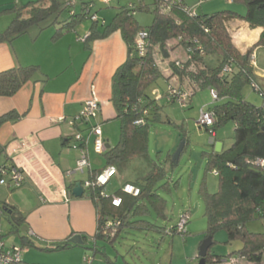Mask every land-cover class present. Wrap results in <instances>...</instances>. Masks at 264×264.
I'll return each mask as SVG.
<instances>
[{
    "label": "trees",
    "instance_id": "trees-1",
    "mask_svg": "<svg viewBox=\"0 0 264 264\" xmlns=\"http://www.w3.org/2000/svg\"><path fill=\"white\" fill-rule=\"evenodd\" d=\"M180 3L169 5L164 0H155L152 11L144 0L120 6L119 12L111 22L104 23L102 29L94 23L89 37L85 39L89 43L90 39L106 38L112 33L120 32L128 47L126 61L112 76L111 102L116 110V120L120 123V138L115 147L106 149L102 155L106 160L105 167L94 170L93 174L102 172L108 166H114L119 174L134 159L150 160L151 115L159 119L161 112L158 100L148 94V89L162 76L154 51L158 49L168 52V43L176 41V47H182L188 57L187 60L181 61L180 67L175 65L176 62L171 63L174 73L170 79L177 76L182 85L186 83L192 89L191 95L198 89H213L217 92L218 100L208 106L213 113L214 123L211 127H205L212 135L230 123L235 125L231 146L221 152L207 153L209 161L206 172H214L217 175L218 189L210 192L204 183L202 185L201 193L206 202L205 237H211L213 240L214 235L223 230L227 234V243H242L240 250L230 253L225 259H234L238 264L242 260L252 264L260 263L264 255V233L250 232L247 225L256 219L264 220V165L258 164L259 160H264V107L247 101L242 90L249 84L264 97V89L260 84L262 82L252 61L255 52H264V0H232L233 4L244 6V13L226 9L209 14L196 12L194 16L188 15L180 8L181 5L188 7L184 0ZM67 6L66 0H37L29 2L26 6L16 5L3 9L0 15H12V21L0 34V44L13 43L34 26H38L42 31L44 27L41 25L52 18V24L57 23L60 12L68 8ZM138 11L152 12L153 22L150 26L144 28L139 25L135 17ZM84 17H87L85 12H75L62 23L58 22L59 27L54 39L62 36L65 31L74 30ZM231 20L243 21L252 29H263L259 40L246 54L240 51L230 35L228 22ZM141 31L148 33L149 43L148 52L143 56L138 54L136 46V39ZM213 55H217L219 61L216 66L211 67L206 59ZM226 66H229V71L223 72ZM37 73H40L37 66H20L0 72V97L14 96L32 81ZM181 91L187 92L185 88ZM145 111L147 115H144ZM143 117L145 123L137 125L136 121ZM19 119L20 115L15 111L6 113L0 116V126ZM76 144L78 148L84 147L78 142ZM187 144V141L184 142V150ZM2 152L0 151V154ZM1 169H16L22 173L11 161L0 164V171ZM164 179L165 182L158 186ZM127 183L139 187L140 194H125L122 189ZM169 183L165 166L153 161L152 168L146 174L134 182L125 181L114 195L104 194L108 184L95 189H84V197L94 203L97 211L94 244L84 249H90L94 254L86 256L93 261L97 254H101L108 264H118L108 259L106 248H114L119 239L126 238L124 235L136 231H153L158 232L162 240L165 235L187 234V230H179V225L169 228L166 224L164 227L158 226V221L167 218L166 199L160 194V188ZM8 185L13 189L20 188L13 187L11 183ZM74 187L75 184L68 185L70 194ZM114 196L122 197V203L118 207L112 204ZM151 210L157 216L155 221L150 220L155 219ZM0 212L2 216L8 215L6 217L12 226V233L19 234L25 226V219L18 216L17 209L4 202L0 203ZM188 222L189 220L186 224ZM2 238L0 235V240ZM85 238L82 237L83 240ZM21 243L22 251L26 247L59 251L83 246L73 244L69 240L39 244L27 236V233L21 236ZM221 261V257L211 255L210 249L208 250L206 264ZM11 264L40 263H28L21 257L19 262Z\"/></svg>",
    "mask_w": 264,
    "mask_h": 264
},
{
    "label": "rangeland",
    "instance_id": "rangeland-1",
    "mask_svg": "<svg viewBox=\"0 0 264 264\" xmlns=\"http://www.w3.org/2000/svg\"><path fill=\"white\" fill-rule=\"evenodd\" d=\"M31 1L37 0H0V8L4 6H26ZM39 1V0H38ZM73 3L68 8H64L60 12L58 22H63L69 18L70 15L77 12H85L87 17L77 24L76 28L71 32L52 41L57 28L58 22L52 24L53 18L43 23V30L41 31L38 26L29 29L21 38L16 39V45L24 41L22 49L24 56L31 58L34 55H42L44 52H50L48 60L54 56L55 60L68 64L72 62L67 75L76 77L78 86L84 88V94L90 97L89 100L98 101L100 98L97 92L111 94L112 78L109 73L111 67V51L107 47V42L103 38L90 39L92 51L86 48L85 38L89 37L94 23L98 24L100 29L103 28L104 23H109L113 20L119 12L120 6H126L130 3H138V0H111L107 3L105 0H71ZM146 6L151 11L155 0H144ZM201 3V6L196 9L198 13H213L221 10H235L244 13L245 8L240 4H230L229 0H185L188 7H193L195 4ZM151 11H138L135 14L136 20L141 27H148L153 22V14ZM71 12V13H70ZM92 15L97 17V21L92 20ZM12 21V15H0V34L3 33ZM252 29V28H251ZM40 34L37 41L33 38ZM234 30L233 36H236ZM77 40V44H73L71 48V38ZM237 41V39H236ZM239 41V40H238ZM46 43L45 46L43 44ZM176 41H170L167 45L168 52H162L158 49L154 51V57L163 75L159 77L152 86L148 89V94L151 98L158 100V105L161 107L160 117L156 119L151 115L150 131H149V146H150V160L146 158H137L129 162L125 169L116 175L104 189V194L114 195L115 192L122 187L125 181H136L139 177L146 174L153 166V161L163 164L166 169V176L170 179L169 185L160 188V194L166 199L165 214L167 218L158 221V226L167 228L179 225L182 219H188L189 222L184 226L185 231L188 233H177L173 235H165L164 239L160 240L161 235L153 231H136L129 235H124L125 239H119L114 244V248L107 247L108 255L112 261L118 264H199V249L202 242L206 239L205 232L207 231L206 202L201 193L202 185L205 184L210 192L218 189V181L214 172H206L209 157L207 153L212 149L210 140L213 135L208 132L203 125L197 122L200 120V112L203 108H208L213 104V98L210 89H198L194 95H191L192 89L183 84L185 90L191 95L193 106L184 109L177 102H168L166 92L169 88L180 87V80L174 76L169 82L166 80V72H173L174 69L171 63L187 60L188 54L182 47H176ZM37 45V46H35ZM40 45V46H39ZM111 47V46H110ZM118 51H115V55ZM169 56L166 58L165 55ZM217 55L209 56L206 62L211 66H216ZM257 70L264 71V54H260L258 59ZM51 72V71H50ZM56 74V70L52 71ZM54 78L55 75H52ZM51 78V80H52ZM51 85L55 81H51ZM264 89V83H260ZM246 100L255 104L256 106L264 105V97L258 93L252 85H245L242 90ZM169 119L172 121L169 122ZM84 127V123H81ZM96 121L91 118L90 124L86 127L95 125ZM230 123L226 127L220 129V134L228 132L233 128ZM102 135L106 137L107 130L110 132L115 131V139H110L111 145L117 144L120 137V123L118 120L102 122ZM117 127V128H116ZM228 134V133H227ZM234 134V133H233ZM88 139V154L89 160L96 169H103L106 165L104 156L95 154L93 149L94 137H85ZM185 138L187 146L182 152L177 163L173 162V156L178 150L182 139ZM233 138V137H232ZM164 144V149L160 153L159 148L156 146ZM169 155L171 157H169ZM91 158V159H90ZM5 159L4 153L0 155V162ZM89 179V178H88ZM166 179L159 182L158 186L163 184ZM6 189V186L0 185V191ZM3 203V202H2ZM152 216L157 220V216L152 212ZM247 228L253 233H264V220L256 219L249 222ZM12 226L6 216H3L0 221V234L3 236L6 251H10L15 245L16 247L22 246L21 236L26 232L19 234L12 233ZM133 239L135 241H133ZM214 244L210 248V254L221 257L222 261L219 263L209 264H233L225 259L230 253L237 252L242 248V243L235 241L231 244L227 243L228 238L225 231L220 230L214 235ZM45 244H48L44 242ZM93 243L87 241V246ZM88 248V247H87ZM26 251V254H24ZM73 250H59V251H43L36 248L23 249L22 254L29 262H36L40 264H73L68 263L72 261L74 254ZM85 251V250H84ZM87 254L92 256V250L87 249ZM236 257V256H235ZM104 260L100 255H97L92 261V264H101ZM107 264V262H103ZM236 262L234 264H238ZM240 264H252L247 260H242ZM264 264L263 260L260 263Z\"/></svg>",
    "mask_w": 264,
    "mask_h": 264
},
{
    "label": "crops",
    "instance_id": "crops-1",
    "mask_svg": "<svg viewBox=\"0 0 264 264\" xmlns=\"http://www.w3.org/2000/svg\"><path fill=\"white\" fill-rule=\"evenodd\" d=\"M229 1L232 5V0ZM200 6L201 3H198L193 7L197 9ZM9 7L12 6H4L0 8V11ZM228 30L235 45L242 53L246 54L249 48L259 40L263 29H251L243 21L231 20L228 22ZM234 30H236L239 38L233 36ZM71 31H65L63 35ZM39 37L40 34L36 35L33 40L37 41ZM52 38V41L57 40L54 39V36ZM103 39L112 52L111 67L108 71L113 76L117 68L126 61L128 47L120 32L112 33ZM69 40L71 48L73 44H77V40L73 37ZM23 43L24 41L18 45L15 42L0 44V72L20 66H37L40 70V73H37L34 79L22 87L14 96L0 97V116L12 111L20 115L19 120L8 121L0 126V151H3L1 154L4 153L5 155L4 161L0 164L11 161L21 170L24 177V184L19 189H13L8 184H0L6 186V189L0 191V203L5 202L17 209L18 216L25 219L24 225L28 227L27 236L33 239L38 238L37 241H34L39 244L41 242L49 244L70 241L76 236L86 237L82 247L73 246L70 248L73 250L71 252H73L74 257L72 261L68 262L84 264V258L89 255L84 251L85 248L90 247L87 246V241L90 240L94 244L93 236L97 227V211L94 203L86 199L84 194L80 198L70 194L68 185L78 182L83 185L84 181L90 177L91 172L98 170L90 162V169H85L83 173L78 172L77 160L80 151L73 139L74 135L80 132L84 137L88 136L86 123L78 121L72 124V122L83 111L84 104L89 101L90 97L84 94L82 86H78L75 75H67L70 65H72L71 61H69L68 66L67 62L63 63L58 58L55 60L54 56L48 60L50 52L26 58L22 49ZM45 45L46 43L43 44V46ZM85 45L91 52V45L87 42ZM116 50L118 52L115 55ZM254 54L257 68L259 56L264 52H255ZM216 60L218 63L219 60ZM177 62L181 61L177 60ZM55 70L57 72L53 74L52 71ZM256 71L261 82L264 83V71L257 69ZM173 73L174 71H168L165 74L169 84ZM52 75H55L54 78ZM50 80L55 82L51 85ZM176 89L183 90L184 86L180 83V87ZM97 96L100 98L99 101L97 100L100 109L93 116L96 124L102 126V122L116 120V110L111 102L112 88L111 94L108 96L99 92H97ZM190 106H193L192 101ZM169 121L171 120L169 119ZM81 123L85 124L84 127ZM232 126L230 131L220 134V137L218 133L213 135V139L210 140L212 149L209 152H221L231 146L235 125ZM115 131L107 130L106 137L103 136L106 146L109 148L117 145H111L110 141L111 138L112 141L115 139ZM182 141L186 142L185 138ZM164 147V144L156 146L160 153ZM88 150L89 147H87ZM182 152H184V147ZM215 176L217 177L216 174ZM1 240L4 241L3 238ZM13 247L16 246L13 245ZM97 255L103 259L101 254ZM22 257L28 263H36L27 261L23 254ZM108 259L112 261L109 255ZM115 260L117 262V259ZM103 262L100 261L101 264H105Z\"/></svg>",
    "mask_w": 264,
    "mask_h": 264
},
{
    "label": "built area",
    "instance_id": "built-area-1",
    "mask_svg": "<svg viewBox=\"0 0 264 264\" xmlns=\"http://www.w3.org/2000/svg\"><path fill=\"white\" fill-rule=\"evenodd\" d=\"M68 2V6H71L73 3L71 0H66ZM107 3H109L111 0H105ZM165 3L171 5L175 3L181 4V0H164ZM169 8V7H168ZM182 9L191 16L196 15V9L195 7H183L181 5ZM92 20L97 21L96 16H92ZM136 46L137 51L140 56L145 55L148 52V33L146 31H141L138 34V37L136 39ZM252 61L255 64V55L252 56ZM177 67L181 66V62H177L175 64ZM229 71V66H226L223 70V72ZM211 95L213 98V101L218 100V94L215 90L211 89ZM168 102H177L180 104V106L184 109L188 108L191 104V95H189L188 92L181 91L179 89H176L174 87L169 86L166 95ZM100 109L99 102L97 99L95 100H89L86 101L84 104L83 111L73 120L72 124L82 121L86 123V125H89L90 119L95 115L96 112H98ZM144 115H147V112H144ZM145 123L144 117L140 118L136 121L137 125H143ZM199 125H203L205 127H211L214 123V116L212 111H210L208 108H203L200 112V120L197 122ZM88 137L93 136V149L95 154L103 155L106 150V142L102 135V127L100 124H95L87 127ZM73 139L82 144L84 147L78 148L80 151V156L77 160V170L78 172L83 173L85 169H90V160L88 156L87 146H88V139H86L82 132L76 133L73 137ZM259 165H264V160L258 161ZM2 175V179L0 180L1 185H6L8 183H11L13 187L19 188L24 183V177L23 174L20 173L18 170L10 171L8 169H1L0 171ZM118 174L117 169L114 166H108L105 168L102 172L93 174L91 172L90 177L88 180L84 181L83 188L84 189H95L96 187H102L106 186L111 179ZM123 192L128 195L132 196H138L140 194V188L127 183L123 186ZM122 203V197L121 196H114L112 199L113 206H120ZM188 219H182L181 223L179 224V230L184 231L185 225ZM22 257V250L19 247H12L10 251H6L4 243L0 240V264H11L14 262H19ZM92 259L89 257L84 258V264H91ZM231 263H236V260L232 259L230 261Z\"/></svg>",
    "mask_w": 264,
    "mask_h": 264
},
{
    "label": "water",
    "instance_id": "water-1",
    "mask_svg": "<svg viewBox=\"0 0 264 264\" xmlns=\"http://www.w3.org/2000/svg\"><path fill=\"white\" fill-rule=\"evenodd\" d=\"M169 55L166 54L165 57L167 58ZM176 73H178V71L176 70ZM183 147H184V142L183 144L180 145V147L178 148V150L175 152L174 156H173V162H178L181 154H182V151H183ZM106 149H109L108 146H106ZM72 194L77 197V198H80L83 196L84 194V188H83V185L82 183L78 182L75 184V187L73 188V191H72ZM1 218H2V212H0V221H1ZM22 232H28V227L27 226H24L22 229ZM34 240H38V238H34ZM39 242H41L39 240ZM71 243L73 244H79V245H82L84 243L83 239L81 236H76L74 237L73 239L70 240ZM41 243H44V242H41ZM212 243H213V240L211 237H208L206 238L201 246H200V249H199V264H206V256L208 254V250L210 249V247L212 246Z\"/></svg>",
    "mask_w": 264,
    "mask_h": 264
}]
</instances>
